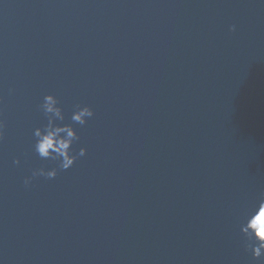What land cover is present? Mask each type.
I'll list each match as a JSON object with an SVG mask.
<instances>
[{
    "label": "water",
    "instance_id": "95a60500",
    "mask_svg": "<svg viewBox=\"0 0 264 264\" xmlns=\"http://www.w3.org/2000/svg\"><path fill=\"white\" fill-rule=\"evenodd\" d=\"M262 194L264 0H0V264H264Z\"/></svg>",
    "mask_w": 264,
    "mask_h": 264
},
{
    "label": "clouds",
    "instance_id": "9594fccd",
    "mask_svg": "<svg viewBox=\"0 0 264 264\" xmlns=\"http://www.w3.org/2000/svg\"><path fill=\"white\" fill-rule=\"evenodd\" d=\"M54 104L55 101L51 96L45 97V103L43 105L44 110L45 112H53L56 116H59V109L54 108ZM85 115L91 116L92 113L89 109L84 108L74 116V119L80 123H83L84 121L82 117ZM61 131L67 132L66 138H60L58 136V133ZM35 135L38 137L35 148L41 157H48L50 155L49 149H51L52 152L63 156V162L61 164L62 168L67 169L73 164L75 157H70L67 154L69 144L74 137V133L70 128L52 127L50 124L45 129L44 133H41L39 130H37ZM80 154L83 155V149L81 150ZM33 175H35V173ZM47 175L49 177L54 176L55 172H49ZM28 182L29 179L26 178L25 184ZM242 231L249 235L251 240L254 242L251 245L252 257L257 259L264 255V200H261L258 204V207L253 209V212L247 218V223L242 228Z\"/></svg>",
    "mask_w": 264,
    "mask_h": 264
}]
</instances>
